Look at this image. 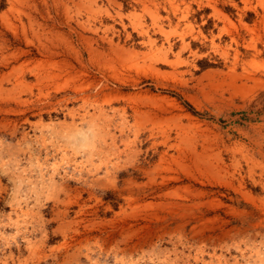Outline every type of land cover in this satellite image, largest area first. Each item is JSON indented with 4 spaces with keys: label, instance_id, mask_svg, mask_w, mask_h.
<instances>
[{
    "label": "rangeland",
    "instance_id": "1",
    "mask_svg": "<svg viewBox=\"0 0 264 264\" xmlns=\"http://www.w3.org/2000/svg\"><path fill=\"white\" fill-rule=\"evenodd\" d=\"M0 264H264V0H0Z\"/></svg>",
    "mask_w": 264,
    "mask_h": 264
}]
</instances>
